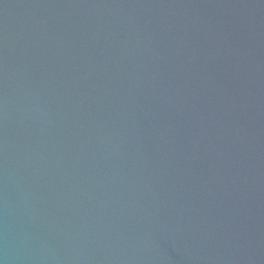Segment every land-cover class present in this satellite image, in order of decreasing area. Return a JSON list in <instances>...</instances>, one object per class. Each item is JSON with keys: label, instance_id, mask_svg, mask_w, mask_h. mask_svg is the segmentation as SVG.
I'll list each match as a JSON object with an SVG mask.
<instances>
[{"label": "water", "instance_id": "water-1", "mask_svg": "<svg viewBox=\"0 0 264 264\" xmlns=\"http://www.w3.org/2000/svg\"><path fill=\"white\" fill-rule=\"evenodd\" d=\"M0 264H264V0H0Z\"/></svg>", "mask_w": 264, "mask_h": 264}]
</instances>
